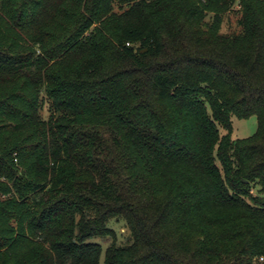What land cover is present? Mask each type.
I'll list each match as a JSON object with an SVG mask.
<instances>
[{
    "label": "trees",
    "instance_id": "trees-1",
    "mask_svg": "<svg viewBox=\"0 0 264 264\" xmlns=\"http://www.w3.org/2000/svg\"><path fill=\"white\" fill-rule=\"evenodd\" d=\"M102 254L264 264V0H0V264Z\"/></svg>",
    "mask_w": 264,
    "mask_h": 264
},
{
    "label": "rangeland",
    "instance_id": "rangeland-1",
    "mask_svg": "<svg viewBox=\"0 0 264 264\" xmlns=\"http://www.w3.org/2000/svg\"><path fill=\"white\" fill-rule=\"evenodd\" d=\"M206 18L204 20L205 27H208L212 21V13L207 12ZM240 20V8L237 4H234L226 13L220 16V32L222 34H235L241 30L239 25ZM206 29V28H203ZM43 116L47 118L48 114L46 113V109L43 112ZM232 132L231 138L233 140H241L251 137L257 130V120L255 117H251L249 119H237L232 117ZM221 134H224V131L221 130ZM110 227L113 228L115 233L119 238H123V232L125 231L123 228V223H115L111 222L109 224ZM96 242L101 245L102 250H105V244L97 239ZM99 264H104V254H102L100 258Z\"/></svg>",
    "mask_w": 264,
    "mask_h": 264
},
{
    "label": "built area",
    "instance_id": "built-area-1",
    "mask_svg": "<svg viewBox=\"0 0 264 264\" xmlns=\"http://www.w3.org/2000/svg\"><path fill=\"white\" fill-rule=\"evenodd\" d=\"M260 261H263V259L261 258Z\"/></svg>",
    "mask_w": 264,
    "mask_h": 264
}]
</instances>
